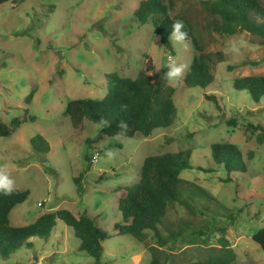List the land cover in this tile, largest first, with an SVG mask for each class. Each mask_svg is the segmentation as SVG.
<instances>
[{
  "label": "rangeland",
  "instance_id": "obj_1",
  "mask_svg": "<svg viewBox=\"0 0 264 264\" xmlns=\"http://www.w3.org/2000/svg\"><path fill=\"white\" fill-rule=\"evenodd\" d=\"M141 1L0 4V121L35 117L0 138V171L7 173L14 189L29 191L24 203L10 212V225L26 226L57 210L73 215L85 210L99 216L98 224L108 235L100 264H148L153 249L166 264L196 262L217 252L223 238L234 253L230 264H264V251L252 240L264 228V140L258 138V128L264 130V97L254 102L232 86L235 79L264 75V39L246 31L214 34L209 51L223 56L213 68L214 81L205 90L189 88L182 78L194 55L192 46L171 38L172 51L167 50L151 22L142 25L136 18ZM199 1L213 0H176L170 16L194 20ZM172 63L187 66L179 80L166 76L165 65ZM142 70L152 81L175 89L176 117L170 127L147 138H109L89 121L74 128L64 115L72 100L101 99L106 74L135 78ZM36 135L47 143L48 153L33 150L30 140ZM218 143L239 149L245 173L232 174L227 181L211 157L210 146ZM185 151L190 152L191 169L180 174V201L168 208L158 228L164 244L151 231L145 232L143 242L116 235L113 224L122 222L118 202L138 182L143 160ZM81 173L80 198L73 179ZM172 233L180 236L173 240ZM28 241L30 248H20L0 264L94 263L78 250L79 239L61 220L49 236Z\"/></svg>",
  "mask_w": 264,
  "mask_h": 264
},
{
  "label": "trees",
  "instance_id": "obj_2",
  "mask_svg": "<svg viewBox=\"0 0 264 264\" xmlns=\"http://www.w3.org/2000/svg\"><path fill=\"white\" fill-rule=\"evenodd\" d=\"M8 0H0V4ZM176 0H142L135 16L144 25L148 21L153 26V32L159 37L160 43L170 52L172 25L182 21L190 43L194 50L191 64L182 78L184 86L205 90L214 81L212 74L215 64L223 60L220 52L209 51L210 40L214 34L226 37L249 32L264 39V2L263 0H213L199 1L200 10L194 20L182 17L175 19L170 13L175 10ZM258 19H261L260 21ZM106 93L101 99H75L67 103L64 115L74 128L84 121H89L100 127L103 135L132 138L141 135L149 137L156 129L170 127L176 117V107L173 101L175 89L161 82L152 81L147 70L140 71L135 78L119 77L110 73L105 75ZM238 91H246L250 99L258 102L264 97V75L246 76L235 79L232 84ZM33 92L26 97L30 103ZM205 98L215 103L213 95ZM35 117L24 116L22 119L13 118L10 124L0 121V138L9 137L20 125L34 122ZM126 125V129L123 127ZM258 133L260 141L264 140V130ZM90 144V140H86ZM35 152L48 153V145L40 135L30 140ZM211 157L214 163L222 167L230 175L245 173L246 165L242 160L239 149L228 143L212 144ZM250 157V156H249ZM191 169L190 152L165 153L148 156L143 160L136 184L126 189L125 195L118 202L121 223L113 224L116 235H127L138 242H143L146 231L154 233L159 244L164 241L159 235L158 228L164 224L168 208L180 201V174ZM83 174L73 179L78 197L84 195L81 185ZM28 190L14 189L11 195L0 193V259L6 260L22 247H31L28 241L33 237H47L56 224L61 220L72 228L79 239L78 250L100 264L102 242L108 235L98 224V215L92 217L87 211L73 215L67 210H57L39 216L32 224L22 227H12L9 215L12 209L28 198ZM173 240L180 233L171 234ZM252 240L264 251V228L252 236ZM155 250V251H154ZM148 264H166L156 249H153ZM234 253L229 248L226 239H221V247L206 259L185 264H230Z\"/></svg>",
  "mask_w": 264,
  "mask_h": 264
},
{
  "label": "clouds",
  "instance_id": "obj_3",
  "mask_svg": "<svg viewBox=\"0 0 264 264\" xmlns=\"http://www.w3.org/2000/svg\"><path fill=\"white\" fill-rule=\"evenodd\" d=\"M183 28H184L183 22L178 20L172 25L173 31L170 34L171 38L177 44H181V45H183L184 41L188 38V33L187 31H182ZM165 67L169 69L168 72L166 73V76L169 79L179 80L180 78H182L183 73L187 66L186 65L177 66L175 63H172L165 65ZM123 127L126 129L127 126L123 125ZM111 155L112 153L109 152V156ZM13 190H14L13 181L9 179L7 173L0 171V193H2L3 195H11Z\"/></svg>",
  "mask_w": 264,
  "mask_h": 264
},
{
  "label": "built area",
  "instance_id": "obj_4",
  "mask_svg": "<svg viewBox=\"0 0 264 264\" xmlns=\"http://www.w3.org/2000/svg\"><path fill=\"white\" fill-rule=\"evenodd\" d=\"M95 159V158H94Z\"/></svg>",
  "mask_w": 264,
  "mask_h": 264
}]
</instances>
